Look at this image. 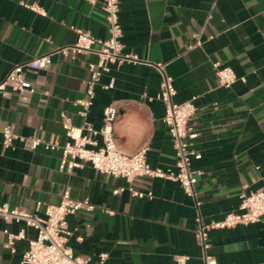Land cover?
Here are the masks:
<instances>
[{
	"label": "crops",
	"instance_id": "1",
	"mask_svg": "<svg viewBox=\"0 0 264 264\" xmlns=\"http://www.w3.org/2000/svg\"><path fill=\"white\" fill-rule=\"evenodd\" d=\"M22 1L37 3L46 14ZM119 20L123 50L138 59L110 63L102 72L86 120L98 127L103 107L117 100L119 148L132 152L147 145L150 165L173 166L164 103L154 96L160 76L151 64L165 61L173 99L197 95L190 122L199 131L195 146L201 157L191 161L202 170L195 184L199 203L170 179H132L135 189L151 190L152 197L132 195L126 188L114 193L126 184L124 178L88 163L62 169L57 148L29 149L18 141L3 147L6 124L21 134L62 141L61 112L72 123H82L76 100L86 95L88 62L97 59L91 51L75 56L53 52L47 68L27 70L35 90L26 101L16 92L0 94V202L42 213L66 188L74 198L88 197L91 209L67 215L74 229L67 244L88 264H95L101 252L111 264H177L175 254L187 256L184 264H202L196 214L204 220L221 218L240 209L242 189L264 190V0H119ZM70 25L106 37L101 0H0V79L15 63L73 41L76 32ZM214 61L237 74L230 86L218 84ZM111 76L114 86L105 88ZM21 227L25 236L10 242L4 229L16 233ZM35 233L32 226L0 217V264H19ZM208 242L215 264H264V214L258 221L211 228Z\"/></svg>",
	"mask_w": 264,
	"mask_h": 264
},
{
	"label": "built area",
	"instance_id": "2",
	"mask_svg": "<svg viewBox=\"0 0 264 264\" xmlns=\"http://www.w3.org/2000/svg\"><path fill=\"white\" fill-rule=\"evenodd\" d=\"M26 7L46 14L43 7L35 2H21ZM101 7L105 14L108 35L104 38L95 36L90 30L83 27L70 25L76 32L73 41L57 45L54 49L35 55L25 61L15 63L0 79V94L9 95L16 92L23 101L29 99L35 86L25 75L27 70L44 69L51 63V54L58 52L64 56H75L79 53L94 52L97 55L95 61L88 62L89 76L86 79V95L78 98L80 105L78 114L83 118L82 123L74 124L65 112L60 113V123L64 128L65 138L60 141L54 137L44 139L41 135L21 134L14 130L13 125L6 124L1 128L3 147H13L18 141L23 147L34 149L43 145L46 149L57 148L60 150V167L67 171L74 167L90 164L100 172L114 177H122L126 184L115 187L114 193L128 189L132 195L152 197L151 190L135 189L131 181L137 175L160 177L170 179L181 185L184 192L199 203L196 199L195 184L200 168L191 165L192 159L201 157V151L195 146V140L199 136L198 129L190 122L195 112L196 94L176 101L173 99L175 88L172 77L165 70V61L151 62L160 76L159 85L155 97L164 103L162 121L167 127L174 151L175 161L173 166L150 165L146 159L147 145H141L132 152H125L118 146L114 134V123L118 115L119 104L117 100H111L103 107L101 123L95 127L86 120V115L94 96L93 85L99 80L104 71L109 70L110 63L122 60H137L138 57L123 50L121 42V24L119 20V0H101ZM97 44L95 47L94 44ZM196 44L200 43L196 39ZM218 84L230 86L237 78V74L229 65L219 61L212 63ZM115 78L110 77L103 86H114ZM100 136V142L97 139ZM239 210L227 211L221 218L204 220L199 213L195 216V232L202 247V264H215L212 254L207 252L209 246L208 231L211 228L230 227L239 223L258 221L264 214V190L251 189L239 192ZM40 204V202H38ZM93 203L88 197L77 199L71 196L68 188L64 189L56 203H46L42 213L11 205L8 201L0 202V217L21 222L32 226L36 233L28 239L27 247L21 255L19 264H88L86 257L73 253L67 244L69 236L74 233L67 221V215L77 210L91 209ZM7 232L11 242L14 238L24 237V228L16 233ZM77 238H81L77 235ZM107 253H99L95 264L106 263ZM177 264H184L187 256L174 255Z\"/></svg>",
	"mask_w": 264,
	"mask_h": 264
}]
</instances>
